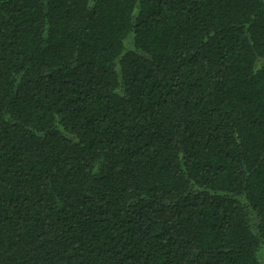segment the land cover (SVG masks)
Masks as SVG:
<instances>
[{
	"label": "trees",
	"instance_id": "1",
	"mask_svg": "<svg viewBox=\"0 0 264 264\" xmlns=\"http://www.w3.org/2000/svg\"><path fill=\"white\" fill-rule=\"evenodd\" d=\"M264 0H0V264H262Z\"/></svg>",
	"mask_w": 264,
	"mask_h": 264
},
{
	"label": "rangeland",
	"instance_id": "2",
	"mask_svg": "<svg viewBox=\"0 0 264 264\" xmlns=\"http://www.w3.org/2000/svg\"><path fill=\"white\" fill-rule=\"evenodd\" d=\"M260 258H261L262 264H264V247L261 249Z\"/></svg>",
	"mask_w": 264,
	"mask_h": 264
}]
</instances>
